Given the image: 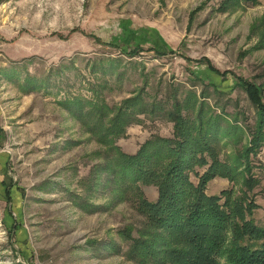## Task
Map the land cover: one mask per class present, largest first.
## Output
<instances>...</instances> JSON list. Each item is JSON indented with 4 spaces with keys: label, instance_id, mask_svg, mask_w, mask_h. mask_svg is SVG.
<instances>
[{
    "label": "rangeland",
    "instance_id": "374dc122",
    "mask_svg": "<svg viewBox=\"0 0 264 264\" xmlns=\"http://www.w3.org/2000/svg\"><path fill=\"white\" fill-rule=\"evenodd\" d=\"M219 2L0 0V264H145L128 237L138 236L145 217L103 170L110 141H100L95 103L113 106L142 91L148 103L168 108L193 91L241 129L218 137L221 161L247 144L254 105L231 73L203 60L262 84L264 101V46L255 47L264 0L227 12ZM137 45L138 53H125ZM27 76L36 81L30 92ZM69 98L79 102L66 105ZM172 131L164 111H146L114 144L133 154L149 136ZM250 166L252 218L264 226V143ZM241 169L233 180L210 179L206 193L239 195ZM140 186L156 199L155 186Z\"/></svg>",
    "mask_w": 264,
    "mask_h": 264
},
{
    "label": "trees",
    "instance_id": "16d2710c",
    "mask_svg": "<svg viewBox=\"0 0 264 264\" xmlns=\"http://www.w3.org/2000/svg\"><path fill=\"white\" fill-rule=\"evenodd\" d=\"M256 2L220 0L218 10L227 12L243 7V3ZM258 23L251 25L252 30ZM73 31L75 29L69 33ZM262 46L264 31L255 47ZM140 50L142 47L137 45L125 53L134 55ZM203 61L209 70L218 74L231 73L234 85L246 93L256 109L250 139L230 163L219 159L215 142L218 137L227 136L231 128L240 129L236 119L230 121L224 112L216 113L204 95L198 96L193 91L174 99L168 108L155 102L148 103L140 91L113 106L105 100L95 103V108L92 106L99 112L100 141H110L106 144L110 156L106 157L103 170L111 171L114 181L118 180L114 183L117 182L116 188L121 193H132L135 207L145 217L138 236H128L131 240L129 251L143 263L264 264V226L256 224L252 218L257 206L249 195L256 185L251 174L250 155H255L264 143L263 86L232 71L219 72L207 58ZM194 75L202 80L201 76ZM24 80L28 86L36 82L30 76ZM208 84L218 92L213 83ZM27 87L26 92L34 88ZM65 101L66 105L79 102L77 98ZM155 109L164 111L173 123L171 136L153 134L133 154L123 152L114 144L115 138L126 132V127L136 120L138 114ZM240 167L244 188L239 195H234L232 188L219 194L206 193L210 179L220 176L233 180ZM190 173L197 176V182L191 180ZM141 184L156 187L155 200L146 198Z\"/></svg>",
    "mask_w": 264,
    "mask_h": 264
}]
</instances>
